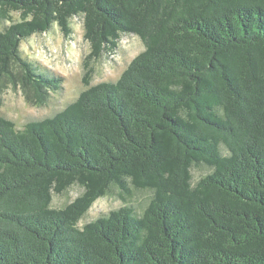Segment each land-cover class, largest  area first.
Masks as SVG:
<instances>
[{"label": "trees", "instance_id": "1", "mask_svg": "<svg viewBox=\"0 0 264 264\" xmlns=\"http://www.w3.org/2000/svg\"><path fill=\"white\" fill-rule=\"evenodd\" d=\"M77 17L87 89L23 129L0 116V264H264V0H0V107L11 87L34 106L62 89L21 44L53 25L68 38ZM124 35L145 50L92 86ZM200 165L212 171L194 183ZM139 190L141 215L79 225Z\"/></svg>", "mask_w": 264, "mask_h": 264}, {"label": "rangeland", "instance_id": "2", "mask_svg": "<svg viewBox=\"0 0 264 264\" xmlns=\"http://www.w3.org/2000/svg\"><path fill=\"white\" fill-rule=\"evenodd\" d=\"M18 21L19 16L13 14ZM11 23H0L3 31ZM73 33L65 37L57 25L46 33L35 34L21 44L23 57L34 63L39 69L53 77L62 79V89L52 93L48 103L44 106H34L28 103L23 93L15 88L6 90L0 116L13 121L17 129H23L28 123L55 116L74 102L87 89L85 86V62L90 53V45L84 38L83 18L77 17L71 21ZM145 50L142 40L135 35H124L113 53H105L101 59L93 62L91 85L103 82H116L128 68L135 57ZM211 168L200 165L193 169V182H198L209 174ZM83 193V189L74 186L63 195H54L52 207L64 208ZM152 192L133 191L131 195L122 199L119 195H111L99 199L80 222L84 226L89 222L107 216L111 211L123 206H130L137 215H141L150 203Z\"/></svg>", "mask_w": 264, "mask_h": 264}]
</instances>
